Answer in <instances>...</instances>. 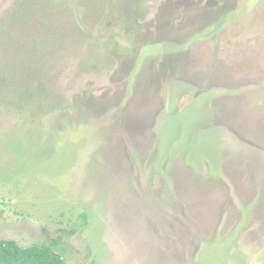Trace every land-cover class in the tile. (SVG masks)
<instances>
[{
    "label": "rangeland",
    "instance_id": "374dc122",
    "mask_svg": "<svg viewBox=\"0 0 264 264\" xmlns=\"http://www.w3.org/2000/svg\"><path fill=\"white\" fill-rule=\"evenodd\" d=\"M3 87L0 239L264 264V0H0Z\"/></svg>",
    "mask_w": 264,
    "mask_h": 264
},
{
    "label": "trees",
    "instance_id": "16d2710c",
    "mask_svg": "<svg viewBox=\"0 0 264 264\" xmlns=\"http://www.w3.org/2000/svg\"><path fill=\"white\" fill-rule=\"evenodd\" d=\"M1 89L0 101L5 102L6 90L5 87ZM18 90L17 87L13 89L14 93L10 99H13ZM26 99L30 100L31 97L29 96ZM12 102L8 101L3 106L7 107ZM83 217L85 219L84 214ZM51 243L54 242L51 241ZM51 243L21 247L14 240L0 239V264H66L64 259L51 249Z\"/></svg>",
    "mask_w": 264,
    "mask_h": 264
}]
</instances>
